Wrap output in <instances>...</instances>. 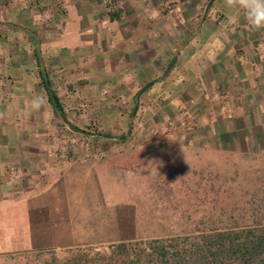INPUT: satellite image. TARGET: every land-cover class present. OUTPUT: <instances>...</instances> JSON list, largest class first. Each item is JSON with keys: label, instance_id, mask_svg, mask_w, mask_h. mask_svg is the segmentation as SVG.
<instances>
[{"label": "crops", "instance_id": "0c3cea01", "mask_svg": "<svg viewBox=\"0 0 264 264\" xmlns=\"http://www.w3.org/2000/svg\"><path fill=\"white\" fill-rule=\"evenodd\" d=\"M209 2L0 0V256L139 235L131 163L111 136H85L88 146L70 153L68 139L53 135L56 114L40 70L75 85L66 95L72 111L109 131L202 103L206 113L264 109V30H250L243 15L233 23L224 0L207 14ZM41 93L43 108L30 110ZM150 96L167 104L145 105Z\"/></svg>", "mask_w": 264, "mask_h": 264}, {"label": "rangeland", "instance_id": "374dc122", "mask_svg": "<svg viewBox=\"0 0 264 264\" xmlns=\"http://www.w3.org/2000/svg\"><path fill=\"white\" fill-rule=\"evenodd\" d=\"M56 71L49 74L58 94L65 92L60 99L67 121L54 116L53 135L68 139L70 153L88 146L85 136L73 133L70 125L96 140L115 137L119 154H124L134 170L139 235L128 243L132 246L128 264H161L151 263L152 243L180 247L218 231L264 223V109L206 113L202 103L193 112H168L165 119V109L148 113L139 129L109 131L93 119L81 122L66 96L75 93V85L67 84ZM165 104V99L156 96L145 102L150 106ZM122 138L127 139V145L120 142ZM101 147L96 141V153ZM109 253L110 246H99L9 254L0 256V264H83L85 259L92 261L97 254Z\"/></svg>", "mask_w": 264, "mask_h": 264}, {"label": "trees", "instance_id": "16d2710c", "mask_svg": "<svg viewBox=\"0 0 264 264\" xmlns=\"http://www.w3.org/2000/svg\"><path fill=\"white\" fill-rule=\"evenodd\" d=\"M39 76L56 116L66 120L58 92L52 87L45 70ZM132 246L120 243L110 246V253L97 254L96 260L85 259L83 264H128ZM151 263L161 264H264V223L230 232H216L196 243L168 248L164 243H152ZM45 253V252H42Z\"/></svg>", "mask_w": 264, "mask_h": 264}, {"label": "clouds", "instance_id": "9594fccd", "mask_svg": "<svg viewBox=\"0 0 264 264\" xmlns=\"http://www.w3.org/2000/svg\"><path fill=\"white\" fill-rule=\"evenodd\" d=\"M225 7L234 15L233 23H237L241 15L246 19L248 27L252 31L264 30V0H224ZM45 104L44 95L37 94L29 101V108L39 112ZM3 114L0 113V117Z\"/></svg>", "mask_w": 264, "mask_h": 264}, {"label": "water", "instance_id": "95a60500", "mask_svg": "<svg viewBox=\"0 0 264 264\" xmlns=\"http://www.w3.org/2000/svg\"><path fill=\"white\" fill-rule=\"evenodd\" d=\"M215 2V0H210V2L208 3L207 5V8H206V12H208L210 10V8L212 7L213 3ZM176 63V60H173L171 65L169 66V70H171L173 68V66L175 65ZM152 84L146 86L143 90H142V93L145 92L148 88L151 87ZM69 129L73 132V133H76V134H81V135H84V136H90L91 134L84 131V130H81L80 128L78 127H75L73 125H70L69 126Z\"/></svg>", "mask_w": 264, "mask_h": 264}]
</instances>
